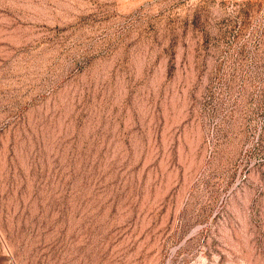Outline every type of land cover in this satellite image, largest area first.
I'll return each instance as SVG.
<instances>
[{"label": "rangeland", "instance_id": "1", "mask_svg": "<svg viewBox=\"0 0 264 264\" xmlns=\"http://www.w3.org/2000/svg\"><path fill=\"white\" fill-rule=\"evenodd\" d=\"M0 264H264V0H0Z\"/></svg>", "mask_w": 264, "mask_h": 264}]
</instances>
